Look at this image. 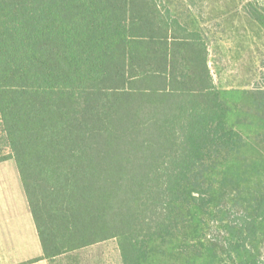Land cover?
<instances>
[{
	"label": "trees",
	"instance_id": "1",
	"mask_svg": "<svg viewBox=\"0 0 264 264\" xmlns=\"http://www.w3.org/2000/svg\"><path fill=\"white\" fill-rule=\"evenodd\" d=\"M175 9L0 0V162L43 247L21 264L111 239L123 264H264V87L220 88Z\"/></svg>",
	"mask_w": 264,
	"mask_h": 264
},
{
	"label": "rangeland",
	"instance_id": "2",
	"mask_svg": "<svg viewBox=\"0 0 264 264\" xmlns=\"http://www.w3.org/2000/svg\"><path fill=\"white\" fill-rule=\"evenodd\" d=\"M247 1H256L258 4L264 2L173 0L175 10L191 12L200 29L206 34L209 43V65L220 88L264 87V29L248 16L245 10ZM4 187H7V190L0 195V203L6 199L10 201L12 196V201L16 199L14 201L18 205L26 203L27 197L15 159L0 162V188ZM75 252L88 257L84 260L86 264L103 256L111 258L113 264H123L115 239ZM71 256L72 253L65 255L67 258Z\"/></svg>",
	"mask_w": 264,
	"mask_h": 264
},
{
	"label": "crops",
	"instance_id": "3",
	"mask_svg": "<svg viewBox=\"0 0 264 264\" xmlns=\"http://www.w3.org/2000/svg\"><path fill=\"white\" fill-rule=\"evenodd\" d=\"M5 188L7 187L0 188V195L7 190ZM13 197L10 201L6 199L5 202L0 203V264H21L43 255V247L27 194L26 203L23 205H18L14 201L16 199L12 201ZM71 253V258L62 255L52 263L48 259H42L27 264H86L84 260L88 258L87 256L75 251ZM113 262L111 258L103 256L87 264H113Z\"/></svg>",
	"mask_w": 264,
	"mask_h": 264
}]
</instances>
